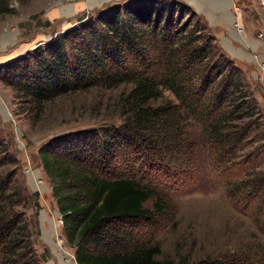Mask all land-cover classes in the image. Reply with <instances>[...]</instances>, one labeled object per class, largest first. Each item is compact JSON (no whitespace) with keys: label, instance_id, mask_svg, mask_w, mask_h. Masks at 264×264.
<instances>
[{"label":"trees","instance_id":"obj_1","mask_svg":"<svg viewBox=\"0 0 264 264\" xmlns=\"http://www.w3.org/2000/svg\"><path fill=\"white\" fill-rule=\"evenodd\" d=\"M8 3L0 0V12ZM215 39L184 3L127 0L0 63L1 83L30 115L81 89L119 90L101 125L117 127L63 136L73 140L60 150L54 138L39 150L78 264H176L126 224L164 212L160 192L176 182L193 185L202 152L264 235V121L244 70ZM17 162L0 128V264H42L23 210L25 180L6 169ZM108 168L120 173L109 178ZM258 248L252 263L264 264ZM201 263L245 264L233 255Z\"/></svg>","mask_w":264,"mask_h":264},{"label":"rangeland","instance_id":"obj_2","mask_svg":"<svg viewBox=\"0 0 264 264\" xmlns=\"http://www.w3.org/2000/svg\"><path fill=\"white\" fill-rule=\"evenodd\" d=\"M126 1L9 0L8 11L0 12V63L45 43L56 33L77 25L86 15L96 16L107 5L123 6ZM177 1L202 18L215 36L219 51L244 70L264 121V0ZM118 91L81 89L55 99L38 115H30L23 111L24 102L16 91L0 81V98L9 113L7 117L0 112V128L18 161L6 169L18 168L15 178L25 180L28 201L23 210L42 264H77V245L70 243L63 217L58 214L53 182L43 169L39 150L54 138H62L59 144H64L57 149L60 150L73 140L63 136L86 133L84 137L88 138V131L117 127L101 125L108 118V98L113 100ZM164 97L174 96L166 91ZM202 153L193 185L176 182L172 189L160 192L166 203L164 212L130 220L126 225L148 246L158 245L159 258L176 264H204V259L226 255L239 256L245 264H253L251 255L258 252V246L264 250V235L253 217L233 203L225 178ZM107 172L113 178L120 170L108 168ZM156 197L145 207L153 208ZM20 208L21 204L15 210Z\"/></svg>","mask_w":264,"mask_h":264},{"label":"water","instance_id":"obj_3","mask_svg":"<svg viewBox=\"0 0 264 264\" xmlns=\"http://www.w3.org/2000/svg\"><path fill=\"white\" fill-rule=\"evenodd\" d=\"M47 40H49V39H46V41ZM41 44V43H40ZM36 46H38V45H36ZM36 46H34V47H36ZM33 47V48H34ZM27 51V50H26ZM26 51H24L23 53H21V54H24ZM18 55H20V54H18ZM18 55H15V56H13V57H16V56H18ZM13 57H11V58H13ZM10 59V58H9ZM8 60V59H7ZM6 61V60H5ZM0 103H1V105H2V107H1V105H0V112L3 114V116H9L8 114V111L6 110V108H5V106H4V103L2 102V99L0 98ZM2 108H3V110H2ZM58 214L60 215V216H62V213L60 212V210L58 211ZM76 263L78 264V262L76 261Z\"/></svg>","mask_w":264,"mask_h":264},{"label":"bare ground","instance_id":"obj_4","mask_svg":"<svg viewBox=\"0 0 264 264\" xmlns=\"http://www.w3.org/2000/svg\"><path fill=\"white\" fill-rule=\"evenodd\" d=\"M1 104V103H0ZM1 107H2V105H1ZM2 110H3V108H2Z\"/></svg>","mask_w":264,"mask_h":264}]
</instances>
